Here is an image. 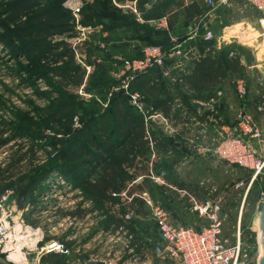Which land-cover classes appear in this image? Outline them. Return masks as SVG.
<instances>
[{
    "label": "rangeland",
    "instance_id": "1",
    "mask_svg": "<svg viewBox=\"0 0 264 264\" xmlns=\"http://www.w3.org/2000/svg\"><path fill=\"white\" fill-rule=\"evenodd\" d=\"M16 1L17 0H0V124L5 122L7 129H15L14 132H9L2 137L5 141L0 147V163H4L7 158L17 150L15 145H19L21 142H18L17 139L13 140L10 138L19 133L18 128L21 126V115H28L29 119L32 120H42L45 110L49 108L53 100V97L50 98L45 95V93L49 91L47 77L50 76H48L46 72H41L42 64L35 61L37 54L35 52H30V45L17 34V30L25 27L31 15L26 14V17V15H18L15 13L18 7ZM177 1L179 3L177 9L179 17L176 22V27L173 29V35H186L187 30L184 28L188 24L202 18L201 23L204 22L205 28L210 30L216 37L215 40L204 43L203 46L205 48H203V50L212 48L214 52H218L220 49L228 47L230 48L228 56L237 58L239 63L243 66V70L237 77L235 75L229 76L230 78H227L220 87H216L205 92L204 95H200L202 103H199L202 105L207 103L209 99L213 101L211 108L208 110L203 109L201 113L193 114L192 112L186 111L178 102L173 103L169 117L172 123L178 126L174 127L172 124L170 128L175 130L172 134L165 135L159 132V130L154 131L151 130L152 127L149 129L147 126L150 132H158L163 138L169 140L173 144L179 145L180 148L179 150H170L165 154H157L154 152V158L152 159V161H154L153 166L158 168L163 165L167 171L166 178L161 176L163 177L165 186H158L149 179H143L144 183L142 187H134L131 191L135 193L146 192L153 203L165 201L167 197L172 206L177 204L179 207L181 205L186 210H190L191 201L187 202V198H180V201H177L180 194L176 193L175 190L181 189L178 185L182 188L187 187L191 191L193 187H200L204 189L205 192L209 191L213 195L212 198L215 199V218L219 222V225H221V239L232 244L235 242L234 240L236 237L238 238L242 253L241 264H261L264 260V249L260 240L263 227L261 223H259V213L257 212L256 205L261 201L264 192V170L262 175L256 177L249 189V193L246 198L243 199L249 186L250 175L241 168L238 169L228 166L224 162H219L209 152L206 153V151H202V153H197L195 150L196 147L194 148L193 146L196 144L202 147V149H205L206 146H210L212 141L214 142L218 136L223 135H219L221 134L220 128H222V126L232 128L237 123L239 115L243 113L249 115L254 123L259 126L264 137V43H261L259 38L254 37L262 32L257 26V21L263 16L252 7L250 8L241 2H235L214 11H209L203 5L201 6L199 0ZM65 2L66 0L62 3V7L67 9ZM88 2L92 3L94 0ZM109 2L108 9L112 11L114 15L122 18L127 23L131 22L136 25V27L142 25L134 23L128 15L116 9L110 0ZM190 6L195 8L196 14L190 19H186L187 14L185 9L188 8L189 10L191 8ZM166 14L168 19L173 15L171 11ZM87 22L91 26L93 21L88 19ZM241 25H244L247 31L249 30L246 36L249 38L254 37V39L251 43L245 41L243 46H238L234 44V39L228 36H230L232 31L234 33L239 29V27L241 29L243 27ZM127 30H113L105 35V38L108 35V39L110 40L105 43L107 48V55L105 53V56L98 51L97 47L98 42L104 39L102 37V32L96 31L93 33L90 43L87 44V53L85 55V61L93 66L91 73L96 71V69H94L95 58L100 59V61L104 60L103 67L112 72L116 67L118 68L119 64L116 60L107 62V57L114 56L119 59H126L138 54L140 44L136 45L130 42L129 38L133 35V31L132 29ZM72 35H74L73 29L68 31L61 38H65V40H63L68 43L67 39ZM198 40L199 39H196L195 41L196 48L199 45ZM191 45L192 44H190V46ZM184 68H186V66ZM237 79L244 80L245 95L243 97H239L237 93H235V82ZM110 87L108 86L106 89H97L93 88V86L88 83L84 86L82 95L78 94L76 91L72 93L76 95L77 101L83 102L84 106L87 108L100 111V109L104 108L106 105V100L108 98L107 91ZM84 93L87 95H84ZM256 106H259L261 110H257ZM53 136L51 129H44L43 133L36 139L35 144L37 143L39 147H44L50 142L49 139ZM190 140L192 143L189 144L188 141ZM25 148L26 146L24 149ZM37 155H39V159L43 153H37ZM149 155V153L146 154L147 159ZM144 161L145 160L139 161L141 165L132 175L148 174L146 173ZM55 180L56 177H53L49 179V183H54ZM169 185L171 189L167 187ZM46 186L47 184L44 185L45 189ZM160 187L165 188L166 191H163L164 189L161 190ZM49 188L50 185L47 186V189ZM185 191H187V189ZM58 192L63 193L64 189L55 188L51 194L53 197L55 195L57 197H62L61 201H59V205L61 206L62 203L72 199L74 201V207V205L78 204L80 201L78 198H75L78 196L76 192H72L71 197L58 195ZM17 197L18 195L16 196V201ZM31 200H34L36 206L43 207L41 208L43 213H40L39 217L33 216L30 208L26 207ZM45 202L46 201L43 199L35 200L33 192H31V194L27 192L22 209L20 211L15 209L16 211L13 212L12 216H20L24 222L30 226L40 225L43 227L45 231L43 243H47L50 240L56 241V239L59 240L60 238L65 240L68 235L67 231L65 232L61 229H55V231L51 230L52 228L48 219L51 212L44 208L46 205ZM137 205L142 207L141 211L134 208L137 207ZM162 208L170 214V211L166 210L164 206ZM128 209L134 211V214H141L140 216L145 217V222H143L142 227L139 228L143 235L140 236L138 230L136 232L138 234L137 237L143 241L145 239V243L147 244H149L150 241H158L157 230L150 218V211L141 204V201L135 198L134 202L128 205ZM240 213L241 215L239 217ZM103 220L104 219H100L98 215L91 214L87 221L88 231L84 232H82L81 229L82 225H80L79 222L76 223L73 231L78 232V235L73 241L76 243L88 244L90 242V246L86 248V252L84 253L69 254L70 262H72V264H85V260L102 259V261H106L108 264H142V258L139 253H126L127 250L124 247L125 239L123 235L119 238L113 236L110 239L107 237L105 234L106 232L103 230ZM257 220L259 224L256 222ZM192 221L193 219L190 218L188 222L192 223ZM136 222L137 219L131 214V219L123 225L126 226L128 223L130 225H136ZM206 224L208 225V221ZM130 235V240H132V234ZM130 243H132V241ZM147 260L148 261L145 260V264H179L178 261L169 260L162 256L147 255ZM0 264L12 263H6L5 260L0 259ZM40 264H47V261L41 262Z\"/></svg>",
    "mask_w": 264,
    "mask_h": 264
},
{
    "label": "trees",
    "instance_id": "2",
    "mask_svg": "<svg viewBox=\"0 0 264 264\" xmlns=\"http://www.w3.org/2000/svg\"><path fill=\"white\" fill-rule=\"evenodd\" d=\"M63 2L64 0L16 1L18 7L15 13L31 15L25 27L17 30V34L30 45L29 51L37 54L35 61L42 64L41 72H46L50 76L47 77L49 91L45 95L53 97V100L45 110L42 120H32L28 115H21L19 133L10 137L21 142L15 145L17 150L4 163H0V194L5 189L12 188L16 194L24 190L25 195L27 192L42 195L44 185L56 174L71 182L73 189L81 194L82 201L79 205H87V209L77 208L68 215L80 218L87 213L102 214L105 218L104 232L111 233L119 228L128 230L132 234V243L129 242V247H132L133 253L142 255L149 247L140 244L132 224L128 223L125 226L119 217L110 215L109 205L117 204V199L111 194L119 193L127 181L132 179L128 172L134 168L135 160L146 158L149 145L145 129L141 117L139 118L126 97L119 92L109 94L108 90L106 105L100 111L87 108L83 102L77 101L76 95L72 92L77 91L83 83L85 85L89 83L93 88L106 89L108 86H115L117 81L111 78L110 71L103 67L104 60L95 64L96 71L90 73L85 81V69L74 62L72 50L61 38L73 27L72 13L62 7ZM147 2L148 0L138 1L144 20H154L171 11L173 15L168 19V30L173 35L172 26L179 17L178 1L156 0L151 5H147ZM109 3V0L85 3L81 9V24L90 25L87 22L90 19L93 21L91 26L100 27V32L106 34L113 30L132 29L133 35L129 40L136 45L140 44V49L136 56L127 59L138 58L144 46L156 45L163 51L169 50L171 46L166 32L152 31L144 24L136 27L131 22L127 23L108 9ZM190 7L189 10L185 9L186 19L196 14L195 8ZM131 20L133 21L132 18ZM200 35L201 32L186 43L196 48L195 41L199 39L198 49L196 48L200 53L199 57L189 61L185 74L177 76L171 71L169 77L174 76V82L162 77V70L155 68L133 78L130 83V89L140 92L147 104L153 110L160 111L164 117L170 115L174 100H177L186 111L198 113L192 109V101L201 102L200 95L220 87L227 78H230L229 76L237 77L242 73L243 66L238 59L228 56L230 48H222L218 52H214L212 48L203 50L205 48L203 45L207 42H202ZM108 37L107 35L101 41L107 43L110 41ZM176 37L180 42L186 35ZM113 58L114 56L107 57V62L114 61ZM75 119L77 126H74ZM5 124V122L0 124V147L5 141L3 135L15 131L7 129ZM44 129H51L54 136L49 139V145L39 147L35 142ZM149 139L153 151L157 154H165L180 148L158 132H150ZM41 152L45 159L43 162L38 160L37 153ZM37 161L39 163H36ZM154 167L152 169L156 174L159 169H162L163 173L166 170L163 165ZM254 181L249 184L243 199L246 198ZM178 187L187 189L190 194L196 191V187H193L192 191L187 187L182 188L180 185ZM29 202L35 203L34 200ZM34 211H37L35 207L31 212ZM117 211L119 216L125 213L121 208ZM40 259L41 262L47 261V264H68V257L57 252L44 254Z\"/></svg>",
    "mask_w": 264,
    "mask_h": 264
},
{
    "label": "built area",
    "instance_id": "3",
    "mask_svg": "<svg viewBox=\"0 0 264 264\" xmlns=\"http://www.w3.org/2000/svg\"><path fill=\"white\" fill-rule=\"evenodd\" d=\"M91 0H66L65 6L72 13L73 16V27L74 35L67 39L68 46L73 52L74 62L81 68L85 69V81L86 77L91 73L93 66L89 65L85 61L86 47L90 43V39L96 31H100V27H93L90 25L81 24V9L85 3ZM112 5L129 15L135 23L144 24L152 31H163L168 35V42L170 48L167 51H163L159 46H144L141 49L138 58L131 59H119L114 57L113 59L118 61V68L110 72V77L117 81V84L109 89L110 92H119L122 96L126 97L128 104L133 108V110L138 113L141 117L142 125L145 129L146 139L148 141L150 154L148 161L152 162L154 158V151L149 139L151 130L157 131L170 135L175 130L170 128L172 126V121L170 117H164L163 114L158 110H153L149 104H147L145 97L137 91H132L130 89V83L132 79L145 74L151 69H161L162 77L170 79L174 82L175 77H169L171 71L179 76L185 74V66L188 65L190 60L199 57L200 53L194 46L186 45L188 40L198 36L199 32H202L200 39L202 42H210L215 40V36L210 30L205 28V23L202 22V18H199L196 22L190 23L185 27L187 30L186 38L178 42L177 37L170 34L168 30V17L164 15L162 17L156 18L154 20H144L141 8L138 6L139 0H110ZM156 0H148L147 5H151ZM201 6L203 5L209 11H214L220 7L233 4L235 2H241L250 8L258 11L262 14V18L258 19L257 26L260 32L256 38H259L261 43H264V0H199ZM144 7V6H143ZM241 29H237L234 33H230L232 39H234V44L238 46H243L244 42L247 41L251 43L254 37L249 38L246 35L247 31L244 25ZM251 33V32H250ZM102 37L105 38V33L102 32ZM245 38V39H244ZM65 40V38H62ZM98 51L104 55L107 51L106 44L103 42H98ZM95 64L100 63V59H94ZM252 68V67H249ZM84 83L77 89V93L82 95L84 89ZM235 93L237 96L243 97L245 95V85L243 79H237L235 82ZM84 95H87L84 93ZM89 96V95H88ZM178 102L174 100L173 103ZM212 100L209 99L207 103L204 104V110L211 108ZM179 104V103H178ZM105 107V106H104ZM257 110H261L259 106H256ZM209 116V114H208ZM77 120L74 121V126H77ZM174 125V124H173ZM178 126L177 124L174 127ZM222 132L218 138L211 142L210 146H206L205 149L199 147L195 144L193 146L197 153H202V151L209 152L215 159L219 162H224L226 165L235 167L238 169L245 170L250 175L249 182H252L256 177L262 175L264 170V149H262V132L252 118L243 113L238 117L237 123L232 127L222 128ZM192 143V141H188ZM39 154V153H38ZM41 156L38 160L43 162L45 159ZM37 161L36 163H39ZM56 177L54 183L46 182L47 186L50 188L44 190L42 195H38L34 192L35 200H45L44 208L50 210L51 215L48 217L50 221L51 230L61 229L62 231H67V234L71 233L75 229L76 223L79 219L76 216L68 215L77 208L83 209L84 205H79L82 201L81 194L73 189L71 182H68L64 178L54 174ZM147 178H149L152 183L156 185H163L162 177L159 174L148 171ZM142 178L138 177L134 181L126 185L119 193L111 194L113 198L118 200V207H123L128 205L133 201V199H138L144 204V206L150 211V218L156 227L157 236L160 241L161 254L160 257H165L169 260L178 261L179 264H241L242 253L240 248V243L238 238L234 240L232 244L221 239V229L219 222L215 218V211L213 208L209 207V204L205 203L200 208L196 206L194 201L189 198L192 204V209L197 211L198 215L205 217L208 221V226L200 230H194L189 227L174 225L171 222L170 215L162 209V207L153 203L147 194L145 193H133L129 191V186L133 183L140 181ZM63 188L64 192H58V195H64L71 197L72 192L78 194L79 203L74 205V201L71 199L68 202L59 205L62 197H53L52 192L54 189ZM50 190V191H48ZM52 190V191H51ZM71 191V192H69ZM16 193L14 189L7 188L0 194V259L5 260L12 264H40L41 256L47 253H60L63 255H69L71 250L65 245L68 244V235L65 241L61 240H50L47 243H43L45 238V231L43 227L30 226L24 222L20 216H12L13 212L16 210ZM79 205V206H78ZM33 211L35 207L37 211L33 212V216L39 217L40 213L43 211L41 208L36 206V203L26 205ZM125 213L121 215L120 219L123 224H126L131 219V212L124 210ZM208 212V213H207ZM258 223V220L256 221ZM259 224V223H258ZM108 238L111 237L119 238L121 235L124 236V247L128 253H132V248L129 247L131 240V235L128 230L119 228L118 230L105 233ZM77 252H79L77 250ZM105 264H108L105 261Z\"/></svg>",
    "mask_w": 264,
    "mask_h": 264
},
{
    "label": "crops",
    "instance_id": "4",
    "mask_svg": "<svg viewBox=\"0 0 264 264\" xmlns=\"http://www.w3.org/2000/svg\"><path fill=\"white\" fill-rule=\"evenodd\" d=\"M173 28L172 29H174L175 27H176V24L174 25V26H172ZM105 35H106V32H105ZM109 74H110V72H109ZM149 80V79H148ZM149 81H151V83H153L152 82V80H149ZM224 126H222V128H223ZM222 128H220V132H222ZM224 129H225V127H224ZM263 136V135H262ZM262 142H263V146H262V149H264V137H262ZM139 161H141L140 159H136L135 160V166H134V168L133 169H131L128 173L131 175V180H129V181H127V183H126V185L127 184H129L130 182H132V181H134L136 178H138V177H140V178H142L140 181H138V182H135V183H133L131 186H129V191L130 192H132L131 190L135 187H139V188H141L142 187V184L144 183L143 182V179H149V178H147V175L148 174H146V175H132L133 173H135V171H136V169L141 165V162H139ZM144 164H145V166H146V173H148V171L151 169V171H153V164H154V161H152V162H149L148 161V159L147 158H145V161H144ZM166 174H167V171L165 170L164 171V173H163V175H160V177L161 176H163L164 178H166ZM163 177H162V181H163ZM126 185H125V187H126ZM159 186V185H158ZM162 186H165L164 185V182H163V185ZM169 189H171V186L169 185V186H167ZM160 189L162 190V189H164L163 191H166V189L165 188H163V187H160ZM176 191V193H178V194H180L179 195V198H178V200L177 201H180V198H187L188 199V201L187 202H190V200H189V198L190 199H192L193 201H194V203L196 204V206H198L199 208L201 207V206H203L205 203H207V204H209V207L210 208H213V211L216 209V204H215V199H213L212 197H213V195L208 191V192H205V190L204 189H202V188H200V187H196V191H192L191 192V194H188L187 193V191H185L184 189H177V190H175ZM133 193H135V192H133ZM139 193H145V194H147L146 192H139ZM139 193H136V194H139ZM166 194V193H165ZM147 196L149 197V199H150V196L147 194ZM152 196V195H151ZM212 198V199H211ZM151 200V199H150ZM140 201V200H139ZM152 201V200H151ZM132 202H134V199H133V201ZM169 203V204H168ZM138 204V203H137ZM141 204H142V202H141ZM155 204H157L158 206H160V207H163L164 206V208L166 209V210H169L170 212V219H171V222L174 224V225H176V224H178V225H181V226H185V227H189V228H191V229H194V230H200V229H202V228H205V227H207L208 225L206 224L207 223V220L205 219V217H203V216H201V215H198V213H197V211H195L194 209H192V204H191V202H190V206H191V208H189L190 210H186L184 207H182L181 205V207L179 206L178 207V205L176 204V205H173L172 206V204L169 202V198H167L166 197V199H165V201H159V202H156ZM142 205H144V204H142ZM84 207H85V209H87V205H85V206H83V209H81V210H85L84 209ZM118 208L120 209V207H118V200H117V204H113V205H109V210H110V215H112L113 217H121V216H119L118 214H117V210H118ZM134 208H137L138 209V211H141V206H139V205H137V207H134ZM80 209V208H79ZM121 209L124 211V210H128V211H130L131 212V214H132V216H134V218L135 219H137V222H136V225H132V227H133V231H135V235H138L136 232L139 230V234H140V236H142L143 235V233H141L140 232V227H142V225H143V222H145L144 220H145V217H143V216H140L141 214H134V211H131V210H129L128 209V207L126 208V206H123V207H121ZM163 209V208H162ZM125 212V211H124ZM91 214H93V215H98V217L100 218V219H104L105 220V218L103 217V215L102 214H100V213H87V214H84V215H82L80 218H78L79 219V223H80V225H82L81 226V229H82V232H84V231H88V223H87V221H88V217L91 215ZM240 215H241V213L239 214V217H240ZM190 218H192L193 219V221H192V223H189L188 221H189V219ZM104 220H103V222H104ZM85 227V229H84V227ZM103 230H104V226H103ZM103 232V231H102ZM78 235V232H74L73 230H72V232L71 233H69L68 234V244H65L70 250H71V252H70V255H73V254H79V253H84V252H86V248H89V246H90V242H89V244L88 243H76V242H74L73 241V239L74 238H76V236ZM157 238H158V236H157ZM147 239V238H146ZM59 240H61V241H65V240H63V239H59ZM148 240H151V239H148ZM145 239H144V241L143 240H139V242H140V244H142V246L143 247H149V250L148 251H146V252H144V254H142V255H140L141 256V262H142V264H145L144 262H145V260L146 261H148L147 260V255H153L152 253H151V251H150V247H151V245L152 244H154V243H156V244H158L159 246H160V241H159V238H158V241H156V242H152V241H150L149 242V244H147V243H145ZM149 245V246H148ZM77 250L79 251V252H77ZM149 252V253H148ZM65 256H67V255H65ZM68 257V264H72V262H70V258H69V255L67 256ZM74 260H76V259H74ZM73 260V261H74ZM102 260V259H101ZM85 261H87V260H85ZM84 262V261H83ZM84 263H86V262H84ZM147 263V262H146Z\"/></svg>",
    "mask_w": 264,
    "mask_h": 264
},
{
    "label": "water",
    "instance_id": "5",
    "mask_svg": "<svg viewBox=\"0 0 264 264\" xmlns=\"http://www.w3.org/2000/svg\"><path fill=\"white\" fill-rule=\"evenodd\" d=\"M191 107L193 110H195L198 113H201L202 110L204 109V105L200 104L199 102L192 101L191 102ZM158 174L163 175V170L159 169ZM24 190H21L17 195V201H16V210L20 211L22 209L23 202L25 200V194ZM257 207V212L259 213V223H261L263 230H262V237H261V244L264 249V192L262 194V199L259 203L256 205ZM150 251L154 256H159L161 254V248L159 247L158 244L154 243L150 247ZM85 264H105L104 261L102 260H95V259H89V261H86ZM261 264H264V260L261 262Z\"/></svg>",
    "mask_w": 264,
    "mask_h": 264
},
{
    "label": "flooded vegetation",
    "instance_id": "6",
    "mask_svg": "<svg viewBox=\"0 0 264 264\" xmlns=\"http://www.w3.org/2000/svg\"><path fill=\"white\" fill-rule=\"evenodd\" d=\"M251 182H249V184H250Z\"/></svg>",
    "mask_w": 264,
    "mask_h": 264
}]
</instances>
